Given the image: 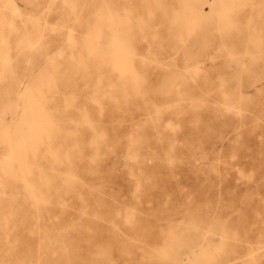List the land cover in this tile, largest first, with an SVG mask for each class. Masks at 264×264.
<instances>
[{
    "label": "rangeland",
    "instance_id": "1",
    "mask_svg": "<svg viewBox=\"0 0 264 264\" xmlns=\"http://www.w3.org/2000/svg\"><path fill=\"white\" fill-rule=\"evenodd\" d=\"M0 264H264V0H0Z\"/></svg>",
    "mask_w": 264,
    "mask_h": 264
}]
</instances>
